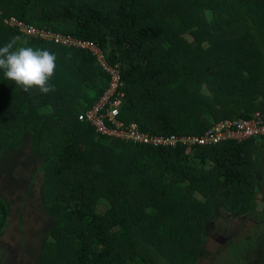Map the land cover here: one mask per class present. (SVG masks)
Wrapping results in <instances>:
<instances>
[{"label":"trees","instance_id":"trees-1","mask_svg":"<svg viewBox=\"0 0 264 264\" xmlns=\"http://www.w3.org/2000/svg\"><path fill=\"white\" fill-rule=\"evenodd\" d=\"M10 18L91 42L120 64L125 124L201 137L225 119L264 112V0H0V46L21 36L57 57L48 94L23 91L0 70V169L9 152L42 171L38 264H196L206 228L224 213L253 223L238 249L264 264V137L189 153L100 136L84 118L109 88L96 55L19 32ZM0 182L1 227L13 193H33L14 171H0Z\"/></svg>","mask_w":264,"mask_h":264},{"label":"rangeland","instance_id":"rangeland-1","mask_svg":"<svg viewBox=\"0 0 264 264\" xmlns=\"http://www.w3.org/2000/svg\"><path fill=\"white\" fill-rule=\"evenodd\" d=\"M186 37L192 40L190 35H186ZM258 104L261 105L262 111H264V103ZM50 108L55 110L59 116L62 115V109L58 103L53 102ZM11 155L17 156V161L10 157ZM5 157L1 160V167H3L0 171L6 173L14 171L18 180L21 178L24 183L31 181L32 186L30 189L33 194L26 197L23 189L21 192L13 193V198L8 199L10 203L13 201L15 203L10 205L6 225L0 227V264H38L37 254L40 250L39 240L41 236L39 231L43 230L42 228L46 222L38 197L42 171L37 168L36 164H20L22 159L19 155L7 152ZM15 162H18L17 166ZM263 178V175L258 176L257 190H263V184L261 183ZM1 185L0 182L1 196L6 199V192L1 190ZM260 194L257 197L259 203L257 211L260 213L259 218L264 222V203H262L264 192H260ZM105 208L106 206L101 207L99 212H103L106 210ZM253 227V223L246 222L245 219L236 218L225 213L221 214V217L214 219L210 226L206 228L208 232H205L206 235L202 236L203 242L200 247L204 251L199 254L196 264H257L254 250L244 258L242 257V251L238 249L243 237Z\"/></svg>","mask_w":264,"mask_h":264},{"label":"built area","instance_id":"built-area-1","mask_svg":"<svg viewBox=\"0 0 264 264\" xmlns=\"http://www.w3.org/2000/svg\"><path fill=\"white\" fill-rule=\"evenodd\" d=\"M11 27H17L19 32L32 37L50 40L54 43L68 45L72 44L86 48L98 57V62L103 70L110 75L109 88L105 91L100 101L84 115L86 121L90 122L100 135L114 137L124 141H133L143 145H175L177 142L188 146L191 150L196 145L209 146L227 140H245L253 137H264V113H257L251 119H225L216 123L204 136L170 137L163 138L144 133L137 123L125 124L119 120V109L123 103L124 93L120 91L122 85L120 64L110 65L104 57L103 51L91 42H83L70 37H62L57 34H50L42 29L31 25L23 24L14 18L5 20ZM95 52V53H94ZM97 53V54H96ZM79 119H83L79 116ZM107 121L110 126L107 125Z\"/></svg>","mask_w":264,"mask_h":264},{"label":"clouds","instance_id":"clouds-1","mask_svg":"<svg viewBox=\"0 0 264 264\" xmlns=\"http://www.w3.org/2000/svg\"><path fill=\"white\" fill-rule=\"evenodd\" d=\"M21 40V36H14L3 46H0V70L3 71L4 78L14 82L25 92H29L33 88L38 89L41 94L54 92L55 85L50 81L55 75L56 55L47 49L24 46L20 44ZM18 44L20 46L17 47ZM181 137L186 136H177V138ZM177 144L184 145L177 142L171 146ZM184 146L187 147V152L194 148L189 150L188 146Z\"/></svg>","mask_w":264,"mask_h":264},{"label":"crops","instance_id":"crops-1","mask_svg":"<svg viewBox=\"0 0 264 264\" xmlns=\"http://www.w3.org/2000/svg\"><path fill=\"white\" fill-rule=\"evenodd\" d=\"M257 113H259V112H257ZM257 113H255V114L253 115V117H254ZM261 113H264V112H261ZM253 117H252V118H253ZM259 195H260V194H258V196H259ZM260 204H262V203L260 202Z\"/></svg>","mask_w":264,"mask_h":264}]
</instances>
